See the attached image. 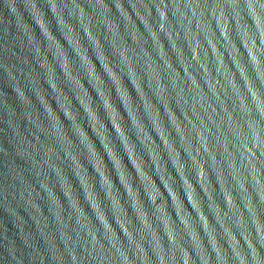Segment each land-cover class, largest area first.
Masks as SVG:
<instances>
[{
  "label": "water",
  "instance_id": "1",
  "mask_svg": "<svg viewBox=\"0 0 264 264\" xmlns=\"http://www.w3.org/2000/svg\"><path fill=\"white\" fill-rule=\"evenodd\" d=\"M0 264H264V0H0Z\"/></svg>",
  "mask_w": 264,
  "mask_h": 264
}]
</instances>
